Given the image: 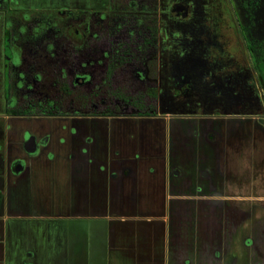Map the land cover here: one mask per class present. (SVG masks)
Here are the masks:
<instances>
[{
  "label": "crops",
  "instance_id": "obj_1",
  "mask_svg": "<svg viewBox=\"0 0 264 264\" xmlns=\"http://www.w3.org/2000/svg\"><path fill=\"white\" fill-rule=\"evenodd\" d=\"M0 111V264H264L254 117Z\"/></svg>",
  "mask_w": 264,
  "mask_h": 264
},
{
  "label": "flooded vegetation",
  "instance_id": "obj_2",
  "mask_svg": "<svg viewBox=\"0 0 264 264\" xmlns=\"http://www.w3.org/2000/svg\"><path fill=\"white\" fill-rule=\"evenodd\" d=\"M23 1L26 7L36 6L34 10L38 8L39 14L44 16L38 20L42 26L40 32L32 34L27 42L31 47L41 46L42 53L38 55L36 52L39 50L29 49L39 59L46 60L52 56L49 53L56 54L53 46L56 47L59 40L49 34L63 28L69 42L75 46H87L88 57L93 64L97 60L102 61L105 85L124 72L125 81L129 79L137 84L147 99L145 106L131 103L135 109L132 112L99 113L90 102L93 110L90 113L56 115L155 116L160 113L155 109L163 108L178 115L254 117L264 124L260 111L264 96L252 62L238 70L228 56L225 58L215 50L211 52L213 47L221 50L225 45L215 41L217 33L214 31L220 25L217 22V4L212 5L209 0ZM233 16L235 18L234 11ZM62 22L65 28L61 26ZM236 25L238 27L237 22ZM82 30L86 31V36ZM5 39L8 54L2 51L0 60L5 63L3 78L5 87L9 89V62L14 64L22 53L13 51L11 46L15 44L10 43L8 35ZM222 52L224 54V49ZM110 100L113 101L109 104L117 106L127 104L119 92ZM99 104L106 103L101 101ZM247 104L251 106L249 109Z\"/></svg>",
  "mask_w": 264,
  "mask_h": 264
},
{
  "label": "rangeland",
  "instance_id": "obj_3",
  "mask_svg": "<svg viewBox=\"0 0 264 264\" xmlns=\"http://www.w3.org/2000/svg\"><path fill=\"white\" fill-rule=\"evenodd\" d=\"M209 1L212 5H218L217 16L219 18L217 22L220 25L214 31V33H217L215 41L225 44L222 48L224 54L222 49H218L217 46L213 47L211 52L215 50V53H220L225 58L228 56L233 65L236 63L238 70L244 67L245 64L250 66L251 61L236 25L229 0ZM13 4L14 8H12ZM35 7L33 4L26 7L23 0H14L13 2L0 0V54L2 51H6V54H8L6 35L11 39L10 43L15 44V46H11L13 51L17 54L22 53L20 57L17 56L14 64L9 62L8 97H6L5 90L7 88L4 83L5 78H3L5 63L0 60V111L12 107L32 114H40L47 110L58 111L62 114L90 113L93 111L92 104L90 105L91 102L94 104V110L98 112H132L135 109H132L133 105L131 103H139L140 106L146 105L147 99L143 96L137 84L129 79L125 81L122 76L125 74L124 72L117 74L109 85H105L102 61L98 62L97 60L93 64L88 57L87 46L73 45L67 40L63 28L58 31L53 30L55 35L49 34L51 38L57 37L59 40L57 46H53L56 54L49 53L52 56H48L46 60L45 58L39 59L36 54L42 53L40 51L41 46L32 45L31 47L27 43L32 38V34L39 33L40 28H42L38 20L44 16L39 14L41 11L38 8L34 10ZM26 16L31 18L27 19ZM61 26L65 28L64 22ZM82 31L86 36V31ZM181 37L186 39L183 35ZM38 40L39 37L35 39L36 43ZM30 48L39 51L34 54L29 50ZM126 77H128V74H126ZM64 85L67 86V91L64 90ZM118 92L127 104L117 106L108 103L113 101L110 99ZM159 100L162 101L160 98ZM101 101H105L106 104H99ZM263 101V108L260 111L264 117ZM246 106L248 109L251 107L248 104ZM155 111L164 113L167 110L159 108Z\"/></svg>",
  "mask_w": 264,
  "mask_h": 264
},
{
  "label": "trees",
  "instance_id": "obj_4",
  "mask_svg": "<svg viewBox=\"0 0 264 264\" xmlns=\"http://www.w3.org/2000/svg\"><path fill=\"white\" fill-rule=\"evenodd\" d=\"M230 2L245 48L251 59L252 67L264 96V0H230ZM64 89L67 91V86L64 85ZM8 95L7 89L6 97ZM7 112L14 115L32 114L28 111H19L13 108L8 109ZM59 113L58 111L51 110L43 112L46 115H56ZM102 113L112 114L111 111Z\"/></svg>",
  "mask_w": 264,
  "mask_h": 264
}]
</instances>
